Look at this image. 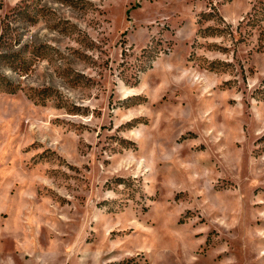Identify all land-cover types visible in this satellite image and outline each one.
<instances>
[{
	"label": "rangeland",
	"instance_id": "374dc122",
	"mask_svg": "<svg viewBox=\"0 0 264 264\" xmlns=\"http://www.w3.org/2000/svg\"><path fill=\"white\" fill-rule=\"evenodd\" d=\"M261 6L0 0V264H264Z\"/></svg>",
	"mask_w": 264,
	"mask_h": 264
},
{
	"label": "trees",
	"instance_id": "16d2710c",
	"mask_svg": "<svg viewBox=\"0 0 264 264\" xmlns=\"http://www.w3.org/2000/svg\"><path fill=\"white\" fill-rule=\"evenodd\" d=\"M23 1H28V0H23ZM24 10V15L20 16V17H25L26 15V6L25 7H20L17 9V10H14L13 14L16 13V12H23ZM210 14V13H209ZM264 18V7H256L253 9V12L252 14L250 15L249 17V20L247 21V24L246 25H249L251 27H255L257 25H260L261 21L263 20Z\"/></svg>",
	"mask_w": 264,
	"mask_h": 264
}]
</instances>
